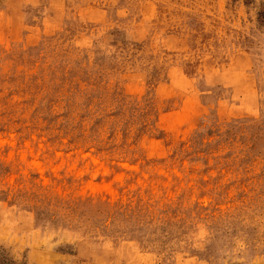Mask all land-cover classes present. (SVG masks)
I'll use <instances>...</instances> for the list:
<instances>
[{
  "label": "rangeland",
  "instance_id": "1",
  "mask_svg": "<svg viewBox=\"0 0 264 264\" xmlns=\"http://www.w3.org/2000/svg\"><path fill=\"white\" fill-rule=\"evenodd\" d=\"M0 264H264V0H0Z\"/></svg>",
  "mask_w": 264,
  "mask_h": 264
}]
</instances>
